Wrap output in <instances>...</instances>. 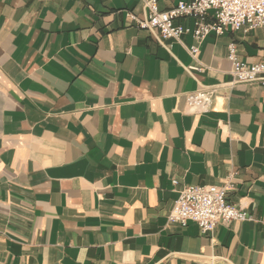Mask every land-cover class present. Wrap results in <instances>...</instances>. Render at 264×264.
<instances>
[{"label": "crops", "instance_id": "crops-1", "mask_svg": "<svg viewBox=\"0 0 264 264\" xmlns=\"http://www.w3.org/2000/svg\"><path fill=\"white\" fill-rule=\"evenodd\" d=\"M126 12L148 10L0 0V264H264V87L224 86L230 44L264 64V27L209 36L192 77L191 35L169 51ZM210 86L213 109L188 110ZM173 180L226 188L255 222L170 225Z\"/></svg>", "mask_w": 264, "mask_h": 264}, {"label": "built area", "instance_id": "built-area-1", "mask_svg": "<svg viewBox=\"0 0 264 264\" xmlns=\"http://www.w3.org/2000/svg\"><path fill=\"white\" fill-rule=\"evenodd\" d=\"M141 1L148 10L145 17L140 19L133 12H126V17L138 29L156 34L161 46L170 51L173 44H183L185 36H192L193 45L185 47L193 61L186 68L192 77L194 73L205 71L199 58L201 46L209 36L221 37L228 31L247 34L264 27V0H189L180 2L169 11H160L158 0ZM210 16L212 22L208 21ZM228 51L233 80L224 86L235 88L238 85L257 84L264 87V64L241 61L235 43L228 46ZM220 88L202 87L187 94V109L199 114L210 112ZM172 184L178 189L179 197L168 216L170 225L186 228L193 222L202 234H208L220 223L255 222L247 210L228 202L226 188L192 186L179 189L178 180H173Z\"/></svg>", "mask_w": 264, "mask_h": 264}]
</instances>
